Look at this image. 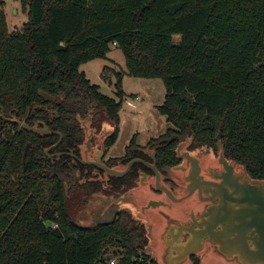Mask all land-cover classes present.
<instances>
[{"label":"trees","instance_id":"obj_1","mask_svg":"<svg viewBox=\"0 0 264 264\" xmlns=\"http://www.w3.org/2000/svg\"><path fill=\"white\" fill-rule=\"evenodd\" d=\"M19 2L27 21L9 32L0 0L4 118L43 123L62 135L54 152H70L84 142L81 120L93 109L113 127L107 150L118 134L122 76L158 79L165 89L158 111L172 125L147 144L159 171L178 164L175 149L192 136L189 150L216 151L221 143L226 158L264 180V0ZM112 47L126 68L115 73L117 100L79 71L108 60ZM58 139L5 122L0 113V264H108L110 258L130 264L147 244L143 225L124 210L108 224L84 228L75 221L71 203L79 199L71 194L79 186L71 185V159L44 154ZM134 147L126 148L128 156L138 157ZM96 186L81 185L89 187L84 200Z\"/></svg>","mask_w":264,"mask_h":264},{"label":"water","instance_id":"obj_2","mask_svg":"<svg viewBox=\"0 0 264 264\" xmlns=\"http://www.w3.org/2000/svg\"><path fill=\"white\" fill-rule=\"evenodd\" d=\"M7 121L37 135H59V141L52 148L61 142V134L50 131L44 124L39 127V124L29 126L15 119ZM84 130L91 133L86 126ZM91 139L92 136L87 137L85 160L87 151H91ZM192 139L188 137L177 145L175 154L180 163L163 169L164 173L152 165L149 168L153 176L139 175L136 189L145 193L141 200L147 201L137 215L140 219L141 214L140 223L147 239L143 253L159 264H194L191 257L197 264L208 257H213L215 264H264V180L251 178L245 166L226 158L221 143L217 144L216 151L207 147L189 150ZM49 150L46 149L45 154ZM135 162L139 161L130 162L120 172L106 168L98 157L95 162L80 161L115 178L128 172ZM131 190L133 188L115 198L118 205L138 199ZM89 206L77 217L78 224L84 228L108 224L121 211L114 208L115 205L94 203ZM106 214L110 220L100 221ZM89 217L98 218L99 222L88 225ZM147 217L157 221L160 246L157 254L147 248L150 237Z\"/></svg>","mask_w":264,"mask_h":264},{"label":"rangeland","instance_id":"obj_3","mask_svg":"<svg viewBox=\"0 0 264 264\" xmlns=\"http://www.w3.org/2000/svg\"><path fill=\"white\" fill-rule=\"evenodd\" d=\"M2 1L4 3L3 11L9 32L20 30L27 21V15L22 10L19 0ZM172 39L174 43L179 41L178 36H173ZM107 58H109V61L95 59L83 64L80 66L79 71L84 72L90 83L97 85L102 94L116 99L114 87L116 82L115 73L126 71L125 61L121 51L115 47L111 48ZM105 67H109L112 71L105 70ZM121 89L123 94L119 111L118 134L115 143L108 150V156L112 157L120 156L131 143L139 147L146 146L150 140L158 138L168 129L172 128V125L158 111V106L163 103L165 96V89L161 80H145L124 74L122 76ZM132 188L131 192L133 191L138 199L128 200L126 202L127 205H118L119 201L115 198H102V200L92 202L91 205L94 203H98L101 206L115 205L114 208L128 211L132 217L137 218L135 221L140 223L142 222L141 214L140 219L137 215L147 201L141 200V197L145 194L144 192H137L139 191L136 189L138 188V182ZM150 189L153 191L152 184H150ZM131 208L135 209L132 211ZM93 219L89 217V221L86 223L93 225L99 222L98 218ZM147 219L150 226V237L147 248L149 251L157 254L160 249L159 231L156 230L158 228L156 225L157 221L151 220L148 217ZM101 220H110V217L106 214L101 217ZM75 221L77 223L80 222L79 219ZM200 264H215V260L213 257H208L205 262H201Z\"/></svg>","mask_w":264,"mask_h":264},{"label":"flooded vegetation","instance_id":"obj_4","mask_svg":"<svg viewBox=\"0 0 264 264\" xmlns=\"http://www.w3.org/2000/svg\"><path fill=\"white\" fill-rule=\"evenodd\" d=\"M1 110V116L3 110ZM87 117L85 120H81V125L84 129L85 125H88V132L91 131V133H85L84 136L86 135L84 142L78 147L77 151H74L73 149L70 152H54L56 148H52L56 143L53 145L49 146L46 149H50L46 155L47 159L51 161H58L60 158L63 157H69L71 161L69 162V166H71L72 172H69V175H71V185H76L78 184L79 187L75 190L74 193L71 194V196H76L78 197V201L76 203H71L72 206V216L73 218H77L78 216L83 213L84 210L87 209L90 203L102 200V198H108V199H114L122 195L123 193L127 192L129 189H131L136 182L139 181V175L140 173H143L148 176H153V172L149 168V166L154 165L155 168L157 169V164L155 160V151L146 146H135L132 148V151H135L138 157H135L136 155H131L128 156L127 149L117 157H112L108 156V150L105 149L103 146V143L105 139L111 134L113 131V127L111 124L100 114L96 113L93 109H89L87 113ZM3 119L5 122H8L7 120H11L9 118H4V113H3ZM39 123V127H41ZM43 124V123H42ZM46 126V125H45ZM51 131V130H50ZM58 132V131H54ZM59 133V132H58ZM53 136V135H52ZM58 136L59 135H55ZM91 137L92 139L90 141L91 144V151H87V159H83V153L85 151V144L87 141V137ZM60 138V137H59ZM61 141H62V135H61ZM96 145V146H95ZM127 148V147H126ZM45 149V150H46ZM61 154L60 157L58 155ZM70 154L71 156H69ZM134 154V153H133ZM74 156V157H73ZM100 158V163L104 165L108 169H114L117 171H124L125 167L132 161H139L135 162L131 168L126 172L124 175L121 177H111L109 175H106L101 169L98 167L91 165V164H82L80 161H85V162H95L96 158ZM113 160L114 162H110ZM180 163V161L178 162ZM73 166V167H72ZM158 170V169H157ZM159 171V170H158ZM164 173L163 171H161ZM113 179L118 180L117 182H114ZM95 183L97 184L96 187H94L96 190L93 191L95 192L93 195H88V197L84 200L83 198V193H88L89 192V187L88 188H82V186L87 185L88 183ZM67 187L65 189V193L68 196L70 187ZM82 191V192H81ZM70 196V195H69ZM70 198V197H69ZM81 198H83V203L81 202ZM194 257H191V259Z\"/></svg>","mask_w":264,"mask_h":264},{"label":"built area","instance_id":"obj_5","mask_svg":"<svg viewBox=\"0 0 264 264\" xmlns=\"http://www.w3.org/2000/svg\"><path fill=\"white\" fill-rule=\"evenodd\" d=\"M115 46V44H113ZM108 264H118L117 259L110 258ZM130 264H159L155 260H153L151 257L147 256L143 253V251H139L137 256L134 257Z\"/></svg>","mask_w":264,"mask_h":264}]
</instances>
